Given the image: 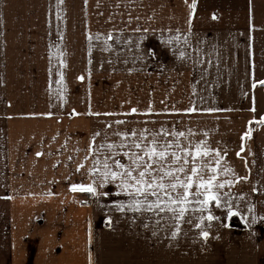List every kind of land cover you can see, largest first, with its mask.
I'll use <instances>...</instances> for the list:
<instances>
[{"label": "crops", "instance_id": "1", "mask_svg": "<svg viewBox=\"0 0 264 264\" xmlns=\"http://www.w3.org/2000/svg\"><path fill=\"white\" fill-rule=\"evenodd\" d=\"M263 32L264 0H0V264H264ZM161 127L220 150L242 228L213 202L173 237L88 171L114 133Z\"/></svg>", "mask_w": 264, "mask_h": 264}, {"label": "snow or ice", "instance_id": "2", "mask_svg": "<svg viewBox=\"0 0 264 264\" xmlns=\"http://www.w3.org/2000/svg\"><path fill=\"white\" fill-rule=\"evenodd\" d=\"M59 2L62 0H58ZM175 39L178 40L179 37L177 36ZM173 40L172 37H169L167 41L161 38V43L171 45ZM146 55L155 56V51L149 49ZM185 55L184 51L179 52L180 57ZM259 83L264 84V81ZM214 110L212 108L204 109L209 112ZM130 111L136 113L137 109L132 108ZM147 111L151 112V108ZM176 111L181 110L177 109ZM182 111L191 113L197 109L190 106ZM116 123L122 124L125 121L118 120ZM106 126L111 127V124ZM188 131L191 133V129ZM250 131L249 129L243 135L249 136ZM114 134L119 137L118 141L100 145V147L106 146L111 150L110 154L103 158V171L101 172L95 166L100 163L99 158L95 160V164L88 171L100 175L104 181L118 180L121 190L126 191L129 195L127 210L151 213L156 217L158 224L164 218L171 220L176 225L175 230L172 231L173 237L180 231L179 223L186 215L196 212L197 208L200 213L198 219L201 222L205 219V211L208 213L209 221L218 219L212 215L210 210L213 202L216 207L226 206L229 216L234 215L229 201L222 199L225 194L220 191L226 185L231 186L233 181L217 180L220 162L224 158L219 149L211 148L205 140H191L183 131L169 132L164 127L158 131L148 128L139 130L133 128ZM169 136L172 139H169ZM181 138H183V142ZM94 140L95 137H93ZM241 151H243V147H241ZM84 160H88L87 155ZM83 166L80 164L78 168ZM206 170L210 173L209 175L205 174ZM223 171L229 172L230 169L224 168ZM72 187L73 189L86 188L90 192L95 191L91 185L73 184ZM193 189L195 190L193 191ZM121 208L123 209V205ZM186 222H190V220ZM195 226L200 227L199 224ZM200 234L205 238L209 236V232L205 230H201Z\"/></svg>", "mask_w": 264, "mask_h": 264}, {"label": "rangeland", "instance_id": "3", "mask_svg": "<svg viewBox=\"0 0 264 264\" xmlns=\"http://www.w3.org/2000/svg\"><path fill=\"white\" fill-rule=\"evenodd\" d=\"M264 32L263 35L258 36L256 45V66H257V79H264ZM264 87V84H261ZM262 91H257V102L261 104V98L258 95Z\"/></svg>", "mask_w": 264, "mask_h": 264}, {"label": "trees", "instance_id": "4", "mask_svg": "<svg viewBox=\"0 0 264 264\" xmlns=\"http://www.w3.org/2000/svg\"><path fill=\"white\" fill-rule=\"evenodd\" d=\"M229 225H233V226H239V227H243V224H241L238 220V217L236 215H232L230 217V220H229Z\"/></svg>", "mask_w": 264, "mask_h": 264}]
</instances>
